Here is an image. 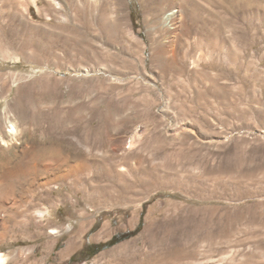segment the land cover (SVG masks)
Wrapping results in <instances>:
<instances>
[{"label": "rangeland", "instance_id": "1", "mask_svg": "<svg viewBox=\"0 0 264 264\" xmlns=\"http://www.w3.org/2000/svg\"><path fill=\"white\" fill-rule=\"evenodd\" d=\"M56 2L0 0V264H264V0Z\"/></svg>", "mask_w": 264, "mask_h": 264}, {"label": "bare ground", "instance_id": "2", "mask_svg": "<svg viewBox=\"0 0 264 264\" xmlns=\"http://www.w3.org/2000/svg\"><path fill=\"white\" fill-rule=\"evenodd\" d=\"M49 1L53 2L54 4H56V7L59 6V3L56 2V0H49ZM178 11L179 10H172L169 13H167L166 16H165L166 20L167 21H173V19L177 18V20L179 21L181 16H180ZM84 70L88 71V70H90V68H85ZM13 113L10 111V109L6 105L4 107V109L2 110V112H1V115H2V118H3L4 122L7 123V127H8L7 132H8V134H10L12 137H15V140L12 141V142H15L16 141V135L20 133V129H19L18 125L13 121V119L16 117V115L13 114ZM130 141H132V140L130 139ZM1 144L5 145V146L9 145V143H7L4 139H2V143ZM127 147H129V146H127ZM9 167L10 166L8 165V163L0 162V185L10 175L11 171H10ZM28 190L31 193V200H28V198H26L25 196H20L21 198H20L19 202H20L22 207H24L25 204L28 203V202H30L31 206H33L34 203H35V202H33L32 198H36L37 197V191H36L37 190V184L36 183H32ZM206 210H204V211H206ZM27 211H28V209H26V207L22 208V212H27ZM12 212H13V210L11 211V210H8V209H6L3 212L2 216H1L3 218L0 221V223L2 225L5 224L6 220H8L7 218H10L9 213H12ZM17 212L18 211H14L13 213H17ZM45 212L46 211L37 210V211H35L33 217H37L38 219H43V217L45 215ZM18 213L21 214V211L18 212ZM204 214H205V212H204ZM4 216H6V217H4ZM215 217H216V215L214 216L213 214H210V215H208L206 217H200L198 219V224H199V226H206V225L212 223L213 220L215 219ZM210 226H211V224H210ZM50 232L51 233H57L58 230L55 228V229H51ZM75 243H76V237L73 236L66 242V246L60 252H58V255L56 256L57 259L65 258L70 253V251L74 247ZM193 243L194 244L197 243V244H199V246H206L207 247V249L204 252V255L200 259V261H193V259L196 256V252L194 250H188L186 248H181L179 251H177V250L174 251L175 253L172 254L171 263H169V264H178L177 262L183 261V260H186V263H183V264H220L221 261L224 260L225 257L227 256L226 254L225 255H223V254H214V246L215 245H214V243H213V241L211 239V236H209V234H207V235L196 234L193 237ZM197 244H196V246H197ZM179 248H180V246H179ZM21 251H22V253L24 255L28 256L29 254H31L33 252V248L32 247H26V248L21 249ZM18 252L20 253V251H18ZM134 256H135V254L133 255V257ZM127 257H124V259H122V261L120 260L116 264H128L127 261L129 260V258H127ZM5 260H7V259L4 258L2 254H0V262H2V261L5 262ZM106 263H104V264H106Z\"/></svg>", "mask_w": 264, "mask_h": 264}, {"label": "trees", "instance_id": "3", "mask_svg": "<svg viewBox=\"0 0 264 264\" xmlns=\"http://www.w3.org/2000/svg\"><path fill=\"white\" fill-rule=\"evenodd\" d=\"M140 225H141V222H139L138 226L132 230V231H129V232H124L122 234H115L113 235L110 239H108L107 241L105 242H99V243H90V244H86L80 251V254H84L85 252L92 250V252H90L88 254V257H92L94 254H96L98 251L104 249V248H107L115 243H118L119 241L125 239V238H128L132 235H134L135 233H137V231L139 230L140 228ZM93 229V227H92ZM92 229H90V231H92ZM73 261V256L70 258V261L68 264H70L71 262Z\"/></svg>", "mask_w": 264, "mask_h": 264}]
</instances>
